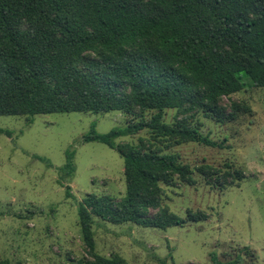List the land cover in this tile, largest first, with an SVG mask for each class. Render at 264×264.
<instances>
[{"label":"trees","instance_id":"1","mask_svg":"<svg viewBox=\"0 0 264 264\" xmlns=\"http://www.w3.org/2000/svg\"><path fill=\"white\" fill-rule=\"evenodd\" d=\"M248 82L264 89V0H0V117L120 112L127 118L124 128L105 135L93 128L83 137L119 152L127 193L120 200L88 195L80 203L90 259L77 264H128L96 252L95 218L161 230L208 218L189 212L182 219L163 207V184L193 183L190 166L170 151L191 142L222 148L203 134L199 116L224 124L249 112L235 102L230 113L222 106ZM168 111L177 112L176 122H166ZM143 132L149 138L137 144L116 143ZM227 167L225 185L244 180L242 171ZM59 171L69 199L74 151ZM199 172L209 183L223 177L212 166ZM151 210L159 211L150 217ZM210 257L212 264L245 260Z\"/></svg>","mask_w":264,"mask_h":264},{"label":"rangeland","instance_id":"2","mask_svg":"<svg viewBox=\"0 0 264 264\" xmlns=\"http://www.w3.org/2000/svg\"><path fill=\"white\" fill-rule=\"evenodd\" d=\"M249 87L222 106H247L249 112L224 124L199 116L201 130L222 146L183 143L170 152L190 166L193 183L163 184V207L182 219L202 213L204 221H188L167 230L135 223L113 224L95 218L96 252L123 257L128 264H212L244 257L243 264H264V89ZM168 111L166 122H176ZM120 112L47 114L0 117V264H77L90 259L79 226L78 208L88 195H126L124 159L98 142L83 143L94 128L105 135L124 128ZM140 137H122L120 144H137ZM69 150L75 152L76 174L68 199L60 184V169ZM45 159L47 162L39 160ZM232 168L245 174L234 186L225 185ZM219 168V181L201 175L204 166ZM65 185H68L67 182ZM159 210H151L150 217ZM245 247L255 252L246 256Z\"/></svg>","mask_w":264,"mask_h":264}]
</instances>
